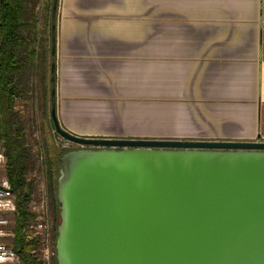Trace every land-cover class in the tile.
Listing matches in <instances>:
<instances>
[{"label": "water", "instance_id": "1", "mask_svg": "<svg viewBox=\"0 0 264 264\" xmlns=\"http://www.w3.org/2000/svg\"><path fill=\"white\" fill-rule=\"evenodd\" d=\"M60 159L57 264H264V142L84 138Z\"/></svg>", "mask_w": 264, "mask_h": 264}, {"label": "crops", "instance_id": "2", "mask_svg": "<svg viewBox=\"0 0 264 264\" xmlns=\"http://www.w3.org/2000/svg\"><path fill=\"white\" fill-rule=\"evenodd\" d=\"M56 38L57 107L143 102L146 55L153 101L201 104L195 141L264 142V0H59Z\"/></svg>", "mask_w": 264, "mask_h": 264}, {"label": "rangeland", "instance_id": "3", "mask_svg": "<svg viewBox=\"0 0 264 264\" xmlns=\"http://www.w3.org/2000/svg\"><path fill=\"white\" fill-rule=\"evenodd\" d=\"M33 1H35V6L31 8L27 21L23 25V34L28 42H31L32 47L39 48V58L37 62L33 59H27V67L22 70L19 77L22 93L16 101L15 112L25 134L23 142L27 150L26 181L32 185V198L27 206L28 212L33 216L31 225L36 221H45L55 230L58 224L54 210L55 193L49 187L46 176V163L49 160L54 163L56 155L61 154V151H73L81 147L69 143L59 136L51 119L49 86L51 55L49 51L51 50L53 0ZM31 4L29 3V5ZM241 57L248 56L243 54ZM144 59L143 102L123 101L121 103L97 102L83 104H63L60 102L57 107V116L61 127L66 131L71 130L81 135L96 138L208 140L210 135L201 133L205 130L203 126L199 125L202 122L195 119L192 114L193 109H197L201 104L164 103L152 100L151 59L146 55ZM36 65L38 66L37 69L33 67ZM213 105L209 103L205 106L210 108ZM224 105L231 107L233 104ZM234 105L237 106V104ZM75 106H80V113L75 112ZM194 113L196 114L195 111ZM208 125L206 126L208 131L214 129L210 124ZM223 129L225 132L233 130L231 125L224 126ZM221 141L233 140L229 138ZM15 197L16 209L14 212L7 214L14 230L18 204L17 193H15ZM13 242H8L11 247H14ZM18 264H24L22 259Z\"/></svg>", "mask_w": 264, "mask_h": 264}, {"label": "trees", "instance_id": "4", "mask_svg": "<svg viewBox=\"0 0 264 264\" xmlns=\"http://www.w3.org/2000/svg\"><path fill=\"white\" fill-rule=\"evenodd\" d=\"M32 1L0 0V129L3 148L7 156L5 168L7 177L12 183L14 192L18 195L16 237L13 244L24 264H40L36 256L32 254V251L37 248V242L30 239L29 234L33 216L28 212L27 206L32 198V185L26 181L27 150L23 142L25 134L15 112L16 101L22 93L19 79L22 70L27 67V59L37 62L39 58V48L32 47L31 42H28L23 34V25L27 21L31 8L35 6V1ZM49 54L51 55V50ZM33 67L38 68L37 65ZM71 151H61V154L56 155L54 163L52 160L46 163L49 187L55 193L54 210L56 219H58L55 229L56 239L60 223L57 196L60 159Z\"/></svg>", "mask_w": 264, "mask_h": 264}, {"label": "built area", "instance_id": "5", "mask_svg": "<svg viewBox=\"0 0 264 264\" xmlns=\"http://www.w3.org/2000/svg\"><path fill=\"white\" fill-rule=\"evenodd\" d=\"M7 156L3 148L0 129V264H18L20 255L9 241H14L16 232L12 228L7 214L16 209L15 192L12 183L5 173ZM30 239L37 242V248L32 251L40 264H56L55 230L45 221H36L30 226Z\"/></svg>", "mask_w": 264, "mask_h": 264}]
</instances>
